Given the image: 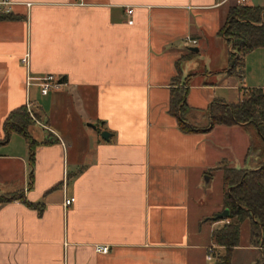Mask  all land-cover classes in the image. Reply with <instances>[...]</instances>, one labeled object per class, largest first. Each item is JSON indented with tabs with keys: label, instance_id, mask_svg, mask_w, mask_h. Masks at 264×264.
<instances>
[{
	"label": "crops",
	"instance_id": "1",
	"mask_svg": "<svg viewBox=\"0 0 264 264\" xmlns=\"http://www.w3.org/2000/svg\"><path fill=\"white\" fill-rule=\"evenodd\" d=\"M222 1L13 0L0 18V194L24 199L0 203V264H217L223 225L208 220L224 210L225 186L214 211L203 193L217 173L224 184V167L255 169L248 151L262 143L252 126L209 129V110L264 90V47L229 74L221 32L233 5ZM28 75L66 84L44 96ZM181 90L186 120L203 131H183L172 113ZM21 108L34 164L26 138L5 131ZM231 264H264L249 220Z\"/></svg>",
	"mask_w": 264,
	"mask_h": 264
},
{
	"label": "trees",
	"instance_id": "2",
	"mask_svg": "<svg viewBox=\"0 0 264 264\" xmlns=\"http://www.w3.org/2000/svg\"><path fill=\"white\" fill-rule=\"evenodd\" d=\"M2 17L6 16H0ZM221 35L231 49L229 74L242 75L246 55L254 49L264 47V9L232 6ZM186 98L187 90H181L173 96L172 113L178 118L183 131H203L186 120ZM209 116L211 119L209 129L217 125L252 126L262 143L261 147L252 143L248 151V158L259 162L255 169H235L229 166L223 168L224 207L230 211V216L225 220H229L230 223L213 233V243L226 247L224 254L217 256V264H231L232 249L239 243L241 225L246 220L250 221L258 243L264 242V90L247 91L236 104L217 101L211 105ZM29 122L32 124L34 121L26 108H21L11 113L5 122V131L7 137L13 132H18L26 138L30 147L31 164H34L35 151L39 144L28 132ZM23 199L24 194L21 192L0 194V203Z\"/></svg>",
	"mask_w": 264,
	"mask_h": 264
},
{
	"label": "built area",
	"instance_id": "3",
	"mask_svg": "<svg viewBox=\"0 0 264 264\" xmlns=\"http://www.w3.org/2000/svg\"><path fill=\"white\" fill-rule=\"evenodd\" d=\"M234 2L236 5L247 6L250 0H223L222 3H231ZM15 3L13 0H0V16H10L13 13V7ZM129 15L132 14V11H127ZM132 24V22H130ZM185 42L189 43L193 46L197 45V41L192 40L191 38H185ZM23 64L27 67L29 65V54L25 55L22 59ZM32 84H36L40 87L42 95L46 96L51 91L60 90L63 86H65V82L55 75H45L43 77H31L28 75L27 77V86H31ZM76 202L75 197H69L65 199L64 206L65 208L71 207ZM229 223V221H227ZM110 248L107 246H99L97 247V252L101 254H108ZM215 248H210L208 250L207 260L211 261L213 259Z\"/></svg>",
	"mask_w": 264,
	"mask_h": 264
},
{
	"label": "rangeland",
	"instance_id": "4",
	"mask_svg": "<svg viewBox=\"0 0 264 264\" xmlns=\"http://www.w3.org/2000/svg\"><path fill=\"white\" fill-rule=\"evenodd\" d=\"M228 5L229 6H232V5L236 6V3L231 2ZM203 195L206 198V203H207L206 210L207 211H214L215 209H217L218 206L221 205V203L224 200V184H223L221 174L217 173V175H216L215 179L213 180V182L211 183V185L206 187ZM224 211H225V207H224V210L219 212V213H223ZM215 217H216V215H214L213 218H210L208 221L210 223H216V224L222 223L221 225H223V226L230 223L229 220L219 221V220H216ZM227 221H229V223ZM246 235H247V230L245 229L243 232V239ZM207 255H208V253H207Z\"/></svg>",
	"mask_w": 264,
	"mask_h": 264
},
{
	"label": "water",
	"instance_id": "5",
	"mask_svg": "<svg viewBox=\"0 0 264 264\" xmlns=\"http://www.w3.org/2000/svg\"><path fill=\"white\" fill-rule=\"evenodd\" d=\"M102 137H103V139H105V140H109L110 134L107 133V132H104L103 135H102ZM207 178H208L207 181L209 182V177H207ZM229 216H230V211H229V209H225V211H224L223 213L219 214V215L216 217V219H217V220H225V219H227Z\"/></svg>",
	"mask_w": 264,
	"mask_h": 264
}]
</instances>
